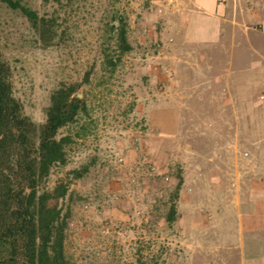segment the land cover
I'll list each match as a JSON object with an SVG mask.
<instances>
[{
  "label": "rangeland",
  "instance_id": "374dc122",
  "mask_svg": "<svg viewBox=\"0 0 264 264\" xmlns=\"http://www.w3.org/2000/svg\"><path fill=\"white\" fill-rule=\"evenodd\" d=\"M236 1L221 42L202 46L184 37L180 0H21L49 20L45 36L0 0V60L25 114L42 124L62 84L86 104L58 132L71 137L65 163L40 184L67 187L69 264H212L228 144L241 142L250 172L243 141L260 140L264 122V22Z\"/></svg>",
  "mask_w": 264,
  "mask_h": 264
},
{
  "label": "trees",
  "instance_id": "16d2710c",
  "mask_svg": "<svg viewBox=\"0 0 264 264\" xmlns=\"http://www.w3.org/2000/svg\"><path fill=\"white\" fill-rule=\"evenodd\" d=\"M1 1L20 11L45 36L49 20L21 0ZM113 27L119 51L130 50L124 21ZM108 63L112 64L109 58ZM76 91L75 85L56 88L45 121L36 125L13 94L9 65L0 60V264H69L65 254L68 212L58 205L67 187L58 183L48 190L40 184L54 164L66 161L71 137H58L59 130L86 110ZM182 183L180 176L176 195ZM175 219V205H171L166 221Z\"/></svg>",
  "mask_w": 264,
  "mask_h": 264
},
{
  "label": "crops",
  "instance_id": "0c3cea01",
  "mask_svg": "<svg viewBox=\"0 0 264 264\" xmlns=\"http://www.w3.org/2000/svg\"><path fill=\"white\" fill-rule=\"evenodd\" d=\"M232 1L180 0L184 37L202 46L220 43L222 31L231 20L228 6ZM237 1L255 7L254 13L264 22V0ZM260 132V140L243 141L253 148L251 159L255 164L250 172L240 171L239 166L249 161L238 154L241 142L228 144L226 164L230 170L219 177L222 186L214 193L218 197L219 239L206 254V261L212 264H264V122Z\"/></svg>",
  "mask_w": 264,
  "mask_h": 264
}]
</instances>
